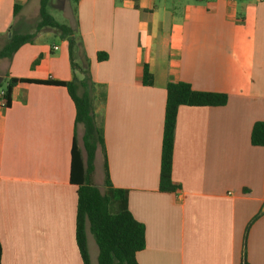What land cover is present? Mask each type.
Returning <instances> with one entry per match:
<instances>
[{"label":"crops","instance_id":"1","mask_svg":"<svg viewBox=\"0 0 264 264\" xmlns=\"http://www.w3.org/2000/svg\"><path fill=\"white\" fill-rule=\"evenodd\" d=\"M38 11L39 0H0V48L10 32L34 34ZM47 11L72 29L71 55L58 32L41 29L1 61L0 79L67 84L88 70L104 141L92 182L110 197L111 214L128 210L144 226L137 263L240 264L248 227L247 263L264 264V146L250 140L253 126L264 124V1L50 0ZM178 82L227 102L179 107L171 170L178 189L160 193L166 87ZM74 120L62 86L19 83L8 108L0 98L1 264H82L73 144L83 160L84 153ZM86 237L90 264H98L88 230Z\"/></svg>","mask_w":264,"mask_h":264},{"label":"trees","instance_id":"2","mask_svg":"<svg viewBox=\"0 0 264 264\" xmlns=\"http://www.w3.org/2000/svg\"><path fill=\"white\" fill-rule=\"evenodd\" d=\"M50 0H39L38 17L34 34H16L10 32L9 41L0 48V62L11 60L14 54L25 44L31 43L41 29L49 28L59 33L60 37L68 42L71 55L76 41L71 28L59 24L48 13L47 5ZM14 16L17 14V6H14ZM106 59L105 54H98L99 62ZM73 66V64H72ZM82 80L74 77L73 81L62 84L54 81L33 82L21 79H10L3 92L4 106L11 105L13 88L19 83H36L42 85H56L66 88L75 108V127L82 128L81 151L73 144L72 160L70 166V182L77 186V202L75 217V244L78 249L82 264H90L87 249V230L93 236L98 247V264H138L136 256L145 249V228L137 222L128 210L117 214L109 211L110 197L102 194L93 184L94 160L96 151L103 149V132L98 126L93 106L94 83L87 69L81 70ZM143 84L150 87L152 77L147 67L143 71ZM227 102L224 94L211 92H198L192 90L190 85L182 82L169 83L166 87V102L164 110L163 136L161 145L160 174L158 190L160 193H174L178 187L171 178L172 153L176 115L179 107H221ZM251 144L264 146V124L257 123L251 131ZM105 185L112 193V198L117 201L124 199L123 192L111 190L108 178ZM241 252L240 264H248L245 255V238ZM1 264V247H0Z\"/></svg>","mask_w":264,"mask_h":264},{"label":"rangeland","instance_id":"3","mask_svg":"<svg viewBox=\"0 0 264 264\" xmlns=\"http://www.w3.org/2000/svg\"><path fill=\"white\" fill-rule=\"evenodd\" d=\"M57 6H58V5H57ZM48 11L50 12V10H48ZM33 13H34V10H32L29 14L32 16ZM52 13H53V12H52ZM23 16H28V14L25 13V12H23V13L19 16V18H18V20H17V24L19 23V20L22 19ZM24 32H25V33L30 32L29 28H26V29L24 30ZM50 41H51L50 44H53V43H54L55 45H58V40L54 39V37H53ZM1 64H2V62L0 63V78H3L4 70L2 69ZM5 88H6V83H5V81H4V80L1 81V79H0V91H1V90H5ZM3 92H4V91H3ZM82 151H83V148H82ZM83 153H84V151H83Z\"/></svg>","mask_w":264,"mask_h":264},{"label":"built area","instance_id":"4","mask_svg":"<svg viewBox=\"0 0 264 264\" xmlns=\"http://www.w3.org/2000/svg\"><path fill=\"white\" fill-rule=\"evenodd\" d=\"M227 1H229V2H236V1H243V0H227ZM0 98L2 99V101L4 103L3 92L0 94Z\"/></svg>","mask_w":264,"mask_h":264}]
</instances>
